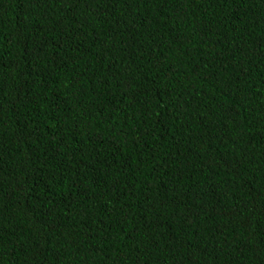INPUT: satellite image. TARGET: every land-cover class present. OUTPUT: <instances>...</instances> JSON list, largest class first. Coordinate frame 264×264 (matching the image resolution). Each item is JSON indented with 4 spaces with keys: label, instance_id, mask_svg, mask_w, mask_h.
Here are the masks:
<instances>
[{
    "label": "trees",
    "instance_id": "obj_1",
    "mask_svg": "<svg viewBox=\"0 0 264 264\" xmlns=\"http://www.w3.org/2000/svg\"><path fill=\"white\" fill-rule=\"evenodd\" d=\"M0 264H264V0H0Z\"/></svg>",
    "mask_w": 264,
    "mask_h": 264
}]
</instances>
